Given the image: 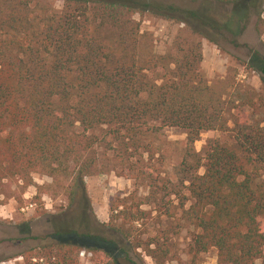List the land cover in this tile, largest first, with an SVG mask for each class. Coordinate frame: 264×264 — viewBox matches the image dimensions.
Instances as JSON below:
<instances>
[{
  "label": "trees",
  "instance_id": "16d2710c",
  "mask_svg": "<svg viewBox=\"0 0 264 264\" xmlns=\"http://www.w3.org/2000/svg\"><path fill=\"white\" fill-rule=\"evenodd\" d=\"M213 1L232 6L222 26L234 37L250 9L256 35L264 36L263 0ZM52 2L61 9L55 11ZM143 14L182 26L164 54H156L140 33L133 16ZM215 27L202 6L0 0V190L4 181L26 185L32 174L45 175L59 184L74 213L57 225L55 236L108 243V229L127 249L166 264L172 260L167 244L141 238L149 212L133 196L130 204L112 200L107 226L94 227L84 179L103 162L119 177L125 171L154 184L147 163L159 153L156 139L175 129L185 136L177 175L192 201L182 218L195 231L185 249L188 263L199 264L214 251L216 264H264V133L248 130L238 108L203 75L200 40L214 44ZM246 66L264 85V58L254 55ZM258 98L264 107V97ZM248 104L257 109L252 99ZM206 132L231 134L232 142L210 141L199 156L193 145ZM84 249L56 242L21 257L24 264H79Z\"/></svg>",
  "mask_w": 264,
  "mask_h": 264
},
{
  "label": "rangeland",
  "instance_id": "374dc122",
  "mask_svg": "<svg viewBox=\"0 0 264 264\" xmlns=\"http://www.w3.org/2000/svg\"><path fill=\"white\" fill-rule=\"evenodd\" d=\"M154 1L182 9L194 10L201 6L204 8L206 17L217 24V35L213 38L214 44L205 39L200 40L203 75L216 93L222 94L231 107L238 108L248 130H260L264 133V107H261V100L258 98L264 97V85L258 73L246 66L254 55L264 58V36L256 35V16L253 10H249L248 20L239 26L240 30L244 25L243 29L234 37L222 26L231 14V5H223L213 0ZM61 6L60 2L51 3L55 11H59ZM262 11L261 17L264 21V0ZM133 19L139 24L140 33L146 35L147 43L159 55L171 47L175 32L182 27L147 14L134 15ZM203 30L207 35H211L210 28ZM249 99L253 100L257 109L248 104ZM228 126L232 128V123ZM184 139L185 136L175 129L163 130L162 135L156 139L159 153L153 155L147 163L148 173L151 174L154 184L142 179L135 180L121 170V167L116 166L118 172L123 171V176L119 177L108 170V167L112 169V166L105 168L103 162L98 164L91 177L84 179L94 227L107 226L109 203L112 200L125 198L130 204L129 197L133 196L136 202L141 204L140 209L149 212V219L141 228V238L144 241L157 239L167 244L172 260L166 264H189L185 249L195 234L194 229L182 218L183 211L192 201L186 191L187 184H181L177 175L184 156ZM213 140L220 143L232 142L231 134L228 133H202L193 145L195 152L202 156L207 143ZM148 157L149 155H143V160L147 162ZM198 173L201 174L202 170ZM1 189L0 264H24L21 256L26 250L56 242L84 247L78 254L79 264H154L140 249H127L121 236L105 228L103 235L110 241L108 243L96 239H80L76 236H55L57 225L72 219L74 213L73 209L68 207L59 184H52L51 179L45 175L32 174L26 185L21 180L4 181ZM36 197H39L40 201L37 202ZM103 231L101 229V232ZM92 249L99 252H93ZM120 249L127 253L122 254ZM102 253L109 254L111 261H107ZM199 264H216L215 252L210 251L203 255Z\"/></svg>",
  "mask_w": 264,
  "mask_h": 264
},
{
  "label": "built area",
  "instance_id": "2783aa9c",
  "mask_svg": "<svg viewBox=\"0 0 264 264\" xmlns=\"http://www.w3.org/2000/svg\"><path fill=\"white\" fill-rule=\"evenodd\" d=\"M32 205H29V207H31Z\"/></svg>",
  "mask_w": 264,
  "mask_h": 264
}]
</instances>
